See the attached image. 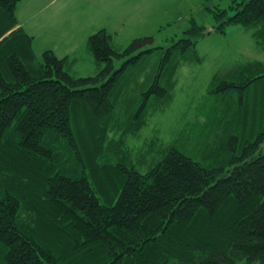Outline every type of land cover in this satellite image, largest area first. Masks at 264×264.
<instances>
[{"label":"trees","instance_id":"16d2710c","mask_svg":"<svg viewBox=\"0 0 264 264\" xmlns=\"http://www.w3.org/2000/svg\"><path fill=\"white\" fill-rule=\"evenodd\" d=\"M20 1L0 0V264H264V95L258 114L246 100L254 85L264 90V61L212 78L210 92L246 108L243 130L236 114L233 130L206 136L205 163L170 144L140 172L112 162L114 144L146 123L151 99H166L204 27L193 21L169 46L141 50L151 36L119 48L101 28L87 45L104 66L72 78L66 56L38 58L16 18ZM234 3V14H215L217 30L253 28L264 53V0Z\"/></svg>","mask_w":264,"mask_h":264},{"label":"rangeland","instance_id":"374dc122","mask_svg":"<svg viewBox=\"0 0 264 264\" xmlns=\"http://www.w3.org/2000/svg\"><path fill=\"white\" fill-rule=\"evenodd\" d=\"M234 4V0H55L45 8V15L38 12L33 18L23 16L18 24L32 37V48L39 59L45 49L64 57L74 46V52L63 64V69L72 78L94 76L104 66L103 62L93 58L86 41L89 34L101 28L113 34L114 45L119 48L125 47L132 38L151 36L152 41L145 42L141 50L169 46L183 35L185 29L193 27V21L204 27V33L195 42L194 51L188 53L178 67L174 86L166 99H151L146 123L134 133L127 131L122 136V143L114 144L119 150L114 152L112 162L128 160L137 170L144 172L163 157L170 144L205 163L206 136L221 129L223 134L224 126L233 130L230 124L236 114L242 115L235 127L243 130L246 108L239 105L241 112L236 109V94L210 92L215 86L212 78L216 72L226 71L248 59L264 61V53L253 37V28L227 23L223 31L217 30L220 18L215 14L220 9L226 10L227 15L234 14ZM43 17L45 23L40 24ZM75 20V26L68 27V22ZM66 38L69 41H65ZM123 60L114 58V68L120 67ZM132 88L133 84L130 90ZM249 91L247 108L251 111L256 103L258 114V102L264 90L256 84ZM123 107L117 110L118 124L127 121L123 118ZM96 129L91 126V130ZM120 133L121 128L110 132L108 137L115 140ZM97 194L103 202L107 201L99 192Z\"/></svg>","mask_w":264,"mask_h":264},{"label":"crops","instance_id":"0c3cea01","mask_svg":"<svg viewBox=\"0 0 264 264\" xmlns=\"http://www.w3.org/2000/svg\"><path fill=\"white\" fill-rule=\"evenodd\" d=\"M54 2L55 0H21L20 2L17 3L16 8H15L16 17L18 20H22L23 16H29V18L30 17L33 18L38 14V12H42L45 15V12L47 11L45 10V8ZM39 23L40 24L45 23L44 17L39 21ZM75 23H76V20L72 22H68V27H71V28L74 27ZM66 33H68L67 29H66ZM65 41H69V38H66ZM73 52H74V46L71 49L70 53L65 56L69 57V55Z\"/></svg>","mask_w":264,"mask_h":264}]
</instances>
